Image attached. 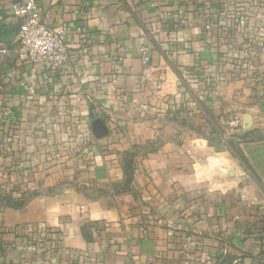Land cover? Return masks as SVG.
Masks as SVG:
<instances>
[{
    "label": "crops",
    "instance_id": "1",
    "mask_svg": "<svg viewBox=\"0 0 264 264\" xmlns=\"http://www.w3.org/2000/svg\"><path fill=\"white\" fill-rule=\"evenodd\" d=\"M18 1L0 0V32ZM34 1L78 61L52 73L0 40V264H205L197 240L222 264L264 263V55L233 30L264 6Z\"/></svg>",
    "mask_w": 264,
    "mask_h": 264
},
{
    "label": "built area",
    "instance_id": "2",
    "mask_svg": "<svg viewBox=\"0 0 264 264\" xmlns=\"http://www.w3.org/2000/svg\"><path fill=\"white\" fill-rule=\"evenodd\" d=\"M250 3L251 5L256 3L264 6V0H250ZM203 13L208 15V9H205ZM12 15L20 20L14 42V52L18 58L29 62L31 65L42 66L52 73H56L64 65L76 63L78 61L77 55L71 51L69 43H67V39L71 33L70 27L66 25L57 29L50 27L46 21V14L43 8L34 0H21L16 2L12 7ZM180 15L182 21L185 22L189 20L186 11H180ZM2 18L3 16L0 14V20ZM251 26L252 27H249L248 25L246 12H242L238 18H236L233 30L235 32H241L245 36L250 35L252 49L258 48L262 55H264V15L260 21ZM206 28L207 30L211 29V24L208 23ZM76 30L81 31L82 27L79 26ZM119 47L122 48L121 46ZM123 49L130 55L129 48ZM139 50L141 53L146 54L148 48L143 45ZM8 51L9 49L7 46L1 49L2 54H7ZM88 57L89 55L86 56V58ZM144 59L145 61H149V55H145ZM223 84L224 81L220 79L211 85V94L214 98L220 97ZM109 104L111 103L109 102ZM91 136L92 135L89 133L80 132V134L76 135L74 138L77 142H83L87 137H90V140L94 139L91 138ZM225 141H227V139ZM38 234V240L40 242L50 241L53 244V254L55 258L58 259V256H61L63 253L60 237L52 233L42 234L41 231H38ZM191 249L197 252V256L205 264H222L221 261L218 260V255L207 250L204 247V243L200 240L194 241ZM155 258H161V255L158 254ZM237 264L242 263L239 262Z\"/></svg>",
    "mask_w": 264,
    "mask_h": 264
},
{
    "label": "water",
    "instance_id": "3",
    "mask_svg": "<svg viewBox=\"0 0 264 264\" xmlns=\"http://www.w3.org/2000/svg\"><path fill=\"white\" fill-rule=\"evenodd\" d=\"M16 34H17V26L6 27L0 32V40L10 43L15 39ZM92 129L96 137H102L106 134V128L102 124L101 119H96L93 122ZM213 145L216 146L217 148L222 147L220 144L217 143H213Z\"/></svg>",
    "mask_w": 264,
    "mask_h": 264
},
{
    "label": "trees",
    "instance_id": "4",
    "mask_svg": "<svg viewBox=\"0 0 264 264\" xmlns=\"http://www.w3.org/2000/svg\"><path fill=\"white\" fill-rule=\"evenodd\" d=\"M242 264H244V263H242Z\"/></svg>",
    "mask_w": 264,
    "mask_h": 264
}]
</instances>
